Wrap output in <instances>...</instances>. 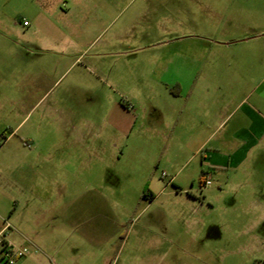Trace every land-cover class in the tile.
Listing matches in <instances>:
<instances>
[{"label": "rangeland", "instance_id": "obj_1", "mask_svg": "<svg viewBox=\"0 0 264 264\" xmlns=\"http://www.w3.org/2000/svg\"><path fill=\"white\" fill-rule=\"evenodd\" d=\"M104 2L109 13L106 33L90 40L86 34L94 15L77 17L84 23L78 29L79 39L72 40L80 49L72 50V58L59 68L61 51L73 43L60 41L65 34L57 29L56 22L70 20L62 13L65 7L56 0H0V21L7 26L21 16L31 23L36 42L48 36L61 42L56 50L35 49L28 54L20 39L18 46H10L13 38L0 25V34L8 36L7 45L13 48L5 57L6 46L0 47V70L13 74L3 83L14 86L9 95L15 102L0 108V159L15 181L21 180L23 159L28 163L26 179L35 190L31 200L39 197L45 202V231L39 239L59 248L58 256L49 255L50 262L65 264L69 255L65 238L70 234L71 241L84 242L77 256L88 264H264V213L252 212L246 188L225 185L214 177L209 186L177 189L169 185V178L184 161L169 150V140L145 130L148 119L145 128H136L138 137L122 138L118 147L112 143L118 130L103 120L115 101L130 102L136 109L168 106L167 98H156L150 90H162L165 83L172 88L177 80L213 82V76L205 78L202 73H215L224 88H232L248 86L252 73L246 71L252 69L256 84L264 68V36L257 34L264 30V0ZM23 22L19 26L24 35L28 28ZM26 67L44 72L49 90H22ZM187 68L200 72L179 76ZM167 69L169 75H164ZM26 94L29 105L18 106ZM5 96L0 95V103ZM66 117L75 119L80 130L93 122L90 130L96 136L91 144L97 154L79 152L77 164L58 167L57 151L68 153L73 147L72 139L63 135L61 120ZM90 181L105 182L100 190L108 197V217L99 226L101 219L86 224L79 205L75 211L80 219L64 220L66 207L54 205L59 183H76L77 195L84 196ZM185 189L199 198L195 210ZM64 228L67 233L61 236Z\"/></svg>", "mask_w": 264, "mask_h": 264}, {"label": "crops", "instance_id": "obj_2", "mask_svg": "<svg viewBox=\"0 0 264 264\" xmlns=\"http://www.w3.org/2000/svg\"><path fill=\"white\" fill-rule=\"evenodd\" d=\"M56 1L65 7L62 13L66 17H70L68 21L64 19L56 22L57 29H61L62 34H65L60 41L79 39L80 32L78 29L84 23V19L80 20L77 17L81 18L83 15L88 17L91 12L95 20L88 22L86 36L94 41L106 33V21L109 15L106 1ZM16 19L17 22L10 26H7V22L4 20L0 21V25L7 28L6 30L10 32L13 38V40L10 39V46H18V42L22 41V48L28 54L35 49L45 52V50H56L61 46V42L57 41L56 36L39 38L36 42V37L32 36L34 29H32L31 23L26 26L28 31L23 35L19 23H22V20H27L21 16H16ZM3 34H0V47L6 46L3 55L10 57V51L13 48L7 45L8 36ZM257 34L264 36V30L257 32ZM246 37L245 40L250 39L249 36ZM254 37L256 36H252V38ZM239 39L244 40L243 38ZM32 40L36 44H33ZM72 42L70 48L65 47L61 51L56 67L60 68L63 60L72 58V53H74L72 50L80 49L79 42L73 40ZM229 42L233 43L234 40H229ZM7 49L9 50L7 51ZM179 72V76L189 77L193 76L195 72L199 73L200 70L187 68ZM248 73H250L249 76L252 73L251 81L248 86L244 87L224 88L215 78V73H202L205 78L213 76V82H209V84L200 80L192 81L191 84H183L177 80L176 85L170 88L169 84L165 83L162 85L164 86L161 88L162 90H158L159 87H157L156 90H150V94L156 93V98L157 95L159 98H167L168 106L159 104L158 107L151 106L150 110L146 106L136 109V106L130 102L115 101L108 115L103 118L108 127H114L118 130V136L112 141L113 146L118 147L122 138L131 137L134 139L138 137L136 128H145V121L148 119L150 125L145 130H151L157 136L169 140V150H173L177 160L184 161L178 171L173 168L174 175L169 178V185H174L177 189L193 188L196 184L209 186L215 177L218 182H223L225 185L246 188V196L250 197L252 212L264 213V68L260 74L262 76L256 84L253 70H247L246 74ZM7 75L13 76L10 71L0 70V95H6L0 103V108L4 104L15 103L9 95L10 89H13L14 86L3 83L5 81L7 83L5 80ZM164 75H169V69L164 71ZM23 76L21 89H26L24 91L35 93V91H47L51 87L45 73H40L37 68L30 71L26 67ZM16 103L18 106L27 107L30 103V95H24ZM61 122L65 129L64 138L72 139L70 144L73 147L69 149L68 153L58 150L59 157L57 158L55 156L57 154H54L53 160L56 163V159H58V167H69L77 164L79 152L88 155L97 154L93 151L91 144L96 136L90 130L93 127L92 121L85 126L87 131L85 129L80 130L73 118L66 117ZM50 160L52 161L51 157H49ZM100 160L103 161V159ZM23 161L24 164L28 165L26 160L23 159ZM45 161L44 157L43 162ZM24 164L21 163V180L15 181L8 166L3 164V160L0 159V235L4 234L18 247L30 249L29 255L21 259L18 264H54L52 260L50 262L48 257L50 254L58 256L59 248L57 246L51 248L39 239V236L45 231V202L39 197H35L34 201L31 200V193L34 194L35 190L34 186H30L26 179L27 165L24 166ZM101 168H104L103 163ZM206 181L211 183L207 185ZM87 183L88 191L84 196L77 195L75 188L78 185L76 183H59L58 196L54 200V205L66 207L64 208L66 211L63 215L64 220L78 219L79 214H76L75 210L80 205L81 210H83L80 218L84 217L82 219L84 223L87 224L91 219H101L97 222L99 226L102 225V220L108 217V197L102 189L100 190L104 187L105 182L104 184L103 181L98 182L99 184L94 181ZM185 191L188 190L185 189ZM239 194L237 192L236 196ZM154 198L155 195L152 199ZM186 200L193 204L194 210L198 207L196 204L199 202V198L193 191H188ZM6 224L10 225L7 230H5ZM59 232L62 236L67 233V230L64 228ZM67 237L65 238V243L68 244L66 251L69 252L66 254L69 253V255L64 260L65 264H88L77 256L81 251L79 245L84 246V242L79 244L71 241L70 234H67Z\"/></svg>", "mask_w": 264, "mask_h": 264}, {"label": "built area", "instance_id": "obj_3", "mask_svg": "<svg viewBox=\"0 0 264 264\" xmlns=\"http://www.w3.org/2000/svg\"><path fill=\"white\" fill-rule=\"evenodd\" d=\"M25 26L28 25L27 21H24ZM166 175L163 173L162 178ZM211 182L206 181L209 185ZM10 225L6 224L5 230L9 229ZM30 253L28 247H18L8 240L4 234L0 235V264H18V262L26 257Z\"/></svg>", "mask_w": 264, "mask_h": 264}, {"label": "trees", "instance_id": "obj_4", "mask_svg": "<svg viewBox=\"0 0 264 264\" xmlns=\"http://www.w3.org/2000/svg\"><path fill=\"white\" fill-rule=\"evenodd\" d=\"M144 196V195H143ZM152 196V198H153V194L151 195Z\"/></svg>", "mask_w": 264, "mask_h": 264}]
</instances>
